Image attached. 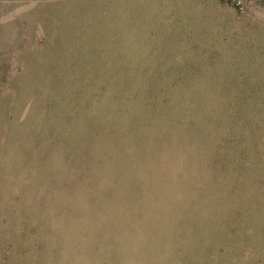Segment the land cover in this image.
<instances>
[{
    "label": "rangeland",
    "instance_id": "obj_1",
    "mask_svg": "<svg viewBox=\"0 0 264 264\" xmlns=\"http://www.w3.org/2000/svg\"><path fill=\"white\" fill-rule=\"evenodd\" d=\"M0 264H264V0H0Z\"/></svg>",
    "mask_w": 264,
    "mask_h": 264
},
{
    "label": "trees",
    "instance_id": "obj_2",
    "mask_svg": "<svg viewBox=\"0 0 264 264\" xmlns=\"http://www.w3.org/2000/svg\"><path fill=\"white\" fill-rule=\"evenodd\" d=\"M155 98L160 99L159 96H155ZM164 107H166V102H164ZM104 145L107 147V140L105 139ZM170 151L168 150L167 144H162L155 148L151 154L154 161L159 162L163 160L165 157L169 156Z\"/></svg>",
    "mask_w": 264,
    "mask_h": 264
}]
</instances>
